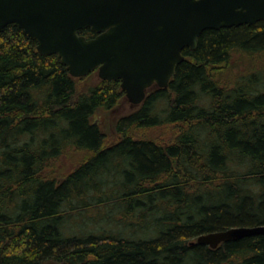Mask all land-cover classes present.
Listing matches in <instances>:
<instances>
[{"label":"trees","instance_id":"16d2710c","mask_svg":"<svg viewBox=\"0 0 264 264\" xmlns=\"http://www.w3.org/2000/svg\"><path fill=\"white\" fill-rule=\"evenodd\" d=\"M37 45L16 25L0 33V264H264L263 235L197 244L264 225V71L216 73L236 52L264 59V21L204 31L112 145L92 119L120 82L80 91ZM64 157L80 161L64 172ZM86 210L102 222L82 226Z\"/></svg>","mask_w":264,"mask_h":264},{"label":"water","instance_id":"95a60500","mask_svg":"<svg viewBox=\"0 0 264 264\" xmlns=\"http://www.w3.org/2000/svg\"><path fill=\"white\" fill-rule=\"evenodd\" d=\"M264 21V0H0V33L16 25L38 43L43 56L57 55L74 79L98 71L119 81L133 105L153 87L167 89L185 49L196 50L206 30ZM95 34L87 38L81 31ZM264 236V225L201 235L197 244Z\"/></svg>","mask_w":264,"mask_h":264},{"label":"rangeland","instance_id":"374dc122","mask_svg":"<svg viewBox=\"0 0 264 264\" xmlns=\"http://www.w3.org/2000/svg\"><path fill=\"white\" fill-rule=\"evenodd\" d=\"M257 56L258 55L251 56L236 52L230 57L227 63H225L222 67H220V69L216 71V73H220V77L228 82L234 80L236 81L243 75L250 76L252 74H260V72L264 71V59ZM76 81L78 82L79 90L83 91L88 87L98 85L101 82V79L98 76V71H95L87 77L76 79ZM233 84L234 83H230V86H232ZM141 106L142 104H131L128 101L127 97L124 95L115 108L111 110H98L94 115L92 121L100 126L101 131L108 137V143L112 145L116 143L121 137L116 131L117 121L122 117L135 113L141 108ZM175 131L176 128L174 126H170L166 130V135L168 136L169 134H173ZM78 161H80V158L64 157L62 158L60 167L64 172L71 171L75 168ZM85 213L88 215V218H86L85 216V220H80L81 216L78 218L79 221H82V226L87 224H92L93 226H95V224L102 222L100 220V215H95L94 211L86 210ZM81 231H85V229H81Z\"/></svg>","mask_w":264,"mask_h":264}]
</instances>
